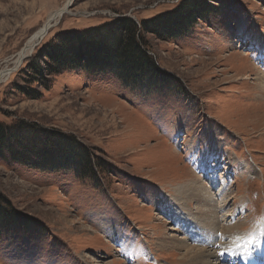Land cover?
<instances>
[{"label": "rangeland", "instance_id": "obj_1", "mask_svg": "<svg viewBox=\"0 0 264 264\" xmlns=\"http://www.w3.org/2000/svg\"><path fill=\"white\" fill-rule=\"evenodd\" d=\"M118 19L152 23L155 74L27 84L50 42ZM1 72L18 146L0 162V264H194L189 248L264 264V0H0Z\"/></svg>", "mask_w": 264, "mask_h": 264}, {"label": "trees", "instance_id": "obj_2", "mask_svg": "<svg viewBox=\"0 0 264 264\" xmlns=\"http://www.w3.org/2000/svg\"><path fill=\"white\" fill-rule=\"evenodd\" d=\"M180 13L182 17H188L191 12L188 10ZM150 23L143 22L141 28V25L135 24L130 19H118L98 29H91L87 33H65L59 36L55 43L50 42L44 47V51L39 52V59L41 57L45 59L42 60L44 66L30 64L27 69L26 82L30 85L41 82L43 84L47 75L58 76L73 69L98 67L103 63L109 69L116 67L120 73L129 74L130 77L138 76V74H155L154 61L147 56L142 47L144 34L141 30ZM102 35L105 37L101 38ZM132 51H135V63L129 61L128 58ZM21 89L27 91L25 87ZM28 91L33 94V91ZM14 130L13 125L0 123V162L4 161L8 154L13 155L17 151L16 146L18 145L12 144ZM12 145L15 146L13 149Z\"/></svg>", "mask_w": 264, "mask_h": 264}, {"label": "bare ground", "instance_id": "obj_3", "mask_svg": "<svg viewBox=\"0 0 264 264\" xmlns=\"http://www.w3.org/2000/svg\"><path fill=\"white\" fill-rule=\"evenodd\" d=\"M70 2L71 1H69L67 4H65V6L63 8L57 10L56 12H53L50 15V17H49L48 21L46 22V24H44V26L41 27L40 30L37 31L36 34L33 35V37L27 43L26 47L18 55L19 57H18L15 65L18 66L21 62H23L22 60H24V58L26 56H28L33 51L35 45L46 37L47 33L55 26V24L57 23V21H59V19L62 18L63 14L67 10V6H69L71 4ZM3 76H5V75H4V73L2 74V72H1L0 73V81L4 78ZM255 85L258 88L259 87H264V84L260 81V79H257L256 80V84ZM196 190H197V188H194L193 189V194L194 195H196ZM189 196H190V194H189ZM202 253H203V251H201V250H195L193 248H189L187 255L186 254L183 255L182 256V259H185L186 260L189 257L190 260H193V262H195L194 264H212V263L209 262V259L211 257H205V258H203L204 255H202ZM207 253H209V252H207ZM201 256H202V258H201ZM206 256H208V255H206Z\"/></svg>", "mask_w": 264, "mask_h": 264}]
</instances>
